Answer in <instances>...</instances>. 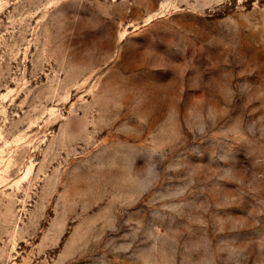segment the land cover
<instances>
[{
  "label": "rangeland",
  "instance_id": "374dc122",
  "mask_svg": "<svg viewBox=\"0 0 264 264\" xmlns=\"http://www.w3.org/2000/svg\"><path fill=\"white\" fill-rule=\"evenodd\" d=\"M0 264H264V0H0Z\"/></svg>",
  "mask_w": 264,
  "mask_h": 264
}]
</instances>
